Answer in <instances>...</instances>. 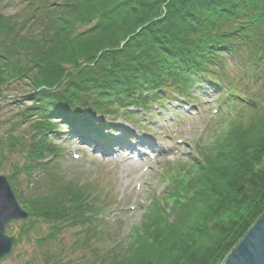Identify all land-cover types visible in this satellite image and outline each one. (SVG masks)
I'll use <instances>...</instances> for the list:
<instances>
[{"label": "trees", "instance_id": "1", "mask_svg": "<svg viewBox=\"0 0 264 264\" xmlns=\"http://www.w3.org/2000/svg\"><path fill=\"white\" fill-rule=\"evenodd\" d=\"M50 3L31 0L32 14L22 19L0 14V94L24 85L32 101L7 137L0 135V167L17 153L23 162L11 161L12 187L19 175L43 176L30 195L15 188L29 220L14 248L24 239L49 248L66 228L96 231L94 203L76 198L55 172L60 151L47 136L60 122L73 137L107 148L114 139L105 130L114 120L103 117L132 120L129 109L156 105L165 91L192 102L201 75L219 80L213 68L226 55L246 61L245 76L264 77V0ZM33 22L43 24L38 34L19 36ZM249 103L230 114L221 106L225 123L210 151L170 177L163 201L151 203L130 243L102 264H224L264 214V99ZM21 123L32 132L29 142L14 133ZM45 253L27 264H63Z\"/></svg>", "mask_w": 264, "mask_h": 264}, {"label": "rangeland", "instance_id": "2", "mask_svg": "<svg viewBox=\"0 0 264 264\" xmlns=\"http://www.w3.org/2000/svg\"><path fill=\"white\" fill-rule=\"evenodd\" d=\"M66 1L50 0L55 6H62ZM30 4L31 0H0V14L19 15L22 19L32 14L31 8H28ZM42 26V23L33 22L19 36L22 37L25 33L38 34ZM229 56L224 57V65L213 68L219 80L211 79L210 75H201L202 88L193 91L196 93L192 97L194 104L187 103L172 91H165L162 102L158 103L163 110L161 116L157 107L155 109L148 105L143 110L139 109L132 120L127 119V116L102 118L109 123L114 120L112 126H106L105 132L132 130L130 132L136 134L134 141L138 142L136 139L139 137L146 145L152 146L142 148V152L146 154H142L137 161H131L123 150L108 155L96 150L95 145H82L79 140L67 136V125L60 122L59 131L47 136L48 141L60 151L55 172L60 173L66 180L65 183L73 186L76 198H86L94 203L96 231L86 232L84 227L66 228L59 240L49 248L38 247L34 239H24L1 264H27L34 254L47 251L63 264H102L103 258L109 260L111 252L125 248L130 243V230L133 227L140 228L151 203L163 201L170 185V177L182 176L187 166L202 153L209 152L219 139L220 129L225 123V112L220 106L228 114L234 111L235 106H238L235 110L239 111L249 103L248 96L256 98L255 106L262 104L264 77L256 82L252 75L245 76V71H249L246 61L238 62L237 57L232 59ZM28 90L30 89L24 85L15 84L0 94L2 137H7L13 122L22 111L32 105V101L24 93ZM180 105L183 111L176 109ZM35 118L33 116L31 119ZM21 124L14 133L18 137L23 136L25 143L29 142L32 132L28 134L25 131L27 124ZM112 129L114 131H110ZM9 157L10 162L5 161L0 167V175L8 181L12 169L11 161L19 166L23 162L20 154L13 153ZM42 177L32 175L27 179L19 175L14 180L15 187L10 184L18 203L19 197L15 188L18 187L30 195L31 190L35 191L33 182ZM91 194H95V197ZM23 224L24 222L11 224L7 228V235L16 238ZM46 229L44 227L42 232ZM44 256L47 257L46 253Z\"/></svg>", "mask_w": 264, "mask_h": 264}, {"label": "water", "instance_id": "3", "mask_svg": "<svg viewBox=\"0 0 264 264\" xmlns=\"http://www.w3.org/2000/svg\"><path fill=\"white\" fill-rule=\"evenodd\" d=\"M252 107H256L251 102ZM29 214L23 210L8 179L0 175V264L12 255L15 237L7 235V228L26 222ZM224 264H264V214L231 251Z\"/></svg>", "mask_w": 264, "mask_h": 264}]
</instances>
